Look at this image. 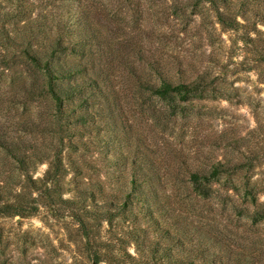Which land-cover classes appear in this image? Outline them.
<instances>
[{
  "label": "trees",
  "instance_id": "16d2710c",
  "mask_svg": "<svg viewBox=\"0 0 264 264\" xmlns=\"http://www.w3.org/2000/svg\"><path fill=\"white\" fill-rule=\"evenodd\" d=\"M4 1L0 217L67 204L91 264H264L227 234L238 209L252 215V227L264 222L245 154L160 160L156 126L177 120L183 103L208 89V74L139 45L116 5L75 0L60 14H37L7 11ZM198 1L214 8L225 29L248 20L242 3ZM121 217L133 224L121 227Z\"/></svg>",
  "mask_w": 264,
  "mask_h": 264
},
{
  "label": "rangeland",
  "instance_id": "374dc122",
  "mask_svg": "<svg viewBox=\"0 0 264 264\" xmlns=\"http://www.w3.org/2000/svg\"><path fill=\"white\" fill-rule=\"evenodd\" d=\"M95 1H102L107 10L118 6L125 32L138 33L139 45L157 49V57L192 64L208 74V89L183 103L177 120L165 127L156 126L165 146L160 160L179 163L175 157L202 160L212 152L231 158L245 154L251 166L249 172L258 182L254 191L264 202V0H233L236 8L240 3L245 6L248 18L240 19L242 24L236 30L223 28L214 8L198 0ZM74 3L75 0L4 1L7 11L28 9L37 14H60L74 8ZM192 218L197 219L192 216L189 220ZM232 219L227 229L231 242L233 239L235 244L239 240L241 245H251L253 258L263 259L264 222L252 227L250 219L254 218H248L240 209L233 212ZM118 221L121 227L133 224L122 217ZM138 222L147 228L143 220ZM243 223L248 230L240 237ZM75 226L63 202L52 208L41 207L28 218L0 217V264H91L85 257L84 244L73 235ZM196 226L199 221L190 227L193 235ZM252 241H257L255 249ZM130 249L133 251V247Z\"/></svg>",
  "mask_w": 264,
  "mask_h": 264
}]
</instances>
